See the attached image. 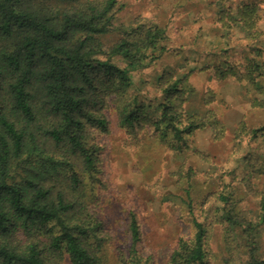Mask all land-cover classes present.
<instances>
[{"label":"trees","instance_id":"obj_1","mask_svg":"<svg viewBox=\"0 0 264 264\" xmlns=\"http://www.w3.org/2000/svg\"><path fill=\"white\" fill-rule=\"evenodd\" d=\"M121 9L119 0H0V264H101L105 229L92 194L102 184L96 136L110 131L109 110H117L133 136L147 125L179 144L206 127L216 139L225 135L212 111L186 113L194 92L187 78L167 82L154 109L130 95L136 73L160 57L168 37L155 23L122 29L116 24ZM240 16L254 33L253 11ZM118 31L122 37L105 44ZM260 68L253 61L249 73L230 66L218 74L255 82L250 74ZM260 195L255 218L239 208L233 192L209 196L206 223L194 216L190 200L193 234L180 240L168 264H264ZM217 228L225 235L221 263L210 244ZM128 231L121 263L145 264L134 212Z\"/></svg>","mask_w":264,"mask_h":264},{"label":"rangeland","instance_id":"obj_2","mask_svg":"<svg viewBox=\"0 0 264 264\" xmlns=\"http://www.w3.org/2000/svg\"><path fill=\"white\" fill-rule=\"evenodd\" d=\"M119 5L117 26L155 23L168 37L160 57L136 73L130 95L139 94L154 109L164 100L167 82L187 78L194 92L186 113L204 117L212 111L225 125L221 139L206 127L179 144L162 139L150 125L137 136L129 134L112 109L107 112L110 131L96 136L103 147L96 179L102 184L92 194L105 229L101 264H122L120 252L130 245L131 212L141 224L139 249L145 264H168L180 240L193 234L192 211L201 222L211 219V210L204 207L209 196L233 192L249 217L259 214L264 192V0H119ZM246 9L254 13V33L241 22ZM121 37L118 31L104 42L110 46ZM253 61L261 67L250 74L255 82L218 74L230 66L249 73ZM190 200L194 210L187 206ZM260 232L264 249V227ZM224 239L217 228L210 243L220 263Z\"/></svg>","mask_w":264,"mask_h":264}]
</instances>
